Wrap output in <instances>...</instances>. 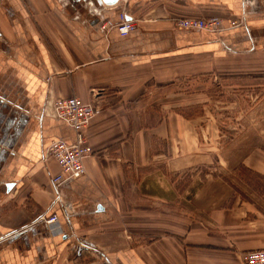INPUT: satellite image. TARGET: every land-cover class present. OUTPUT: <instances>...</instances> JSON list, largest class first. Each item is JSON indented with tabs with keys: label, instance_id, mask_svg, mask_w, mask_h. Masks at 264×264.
<instances>
[{
	"label": "crops",
	"instance_id": "obj_1",
	"mask_svg": "<svg viewBox=\"0 0 264 264\" xmlns=\"http://www.w3.org/2000/svg\"><path fill=\"white\" fill-rule=\"evenodd\" d=\"M110 1L0 0V264H75L67 256L93 252L104 260L91 264H244L242 251L264 248V194L235 192L221 177L179 176L225 163L221 125L181 107L207 99H147V84L161 81L164 61L222 51L221 38L230 49L247 46L250 25H263L264 1ZM243 5L256 13L246 26H174L209 15L230 21ZM122 11L134 29L103 32ZM70 96L102 112L85 131L94 149L86 173L64 187L71 214L55 206L48 215L59 221L47 224L60 166L46 149L54 138L76 139L55 111V100ZM130 223L144 235L136 246L123 234Z\"/></svg>",
	"mask_w": 264,
	"mask_h": 264
},
{
	"label": "rangeland",
	"instance_id": "obj_2",
	"mask_svg": "<svg viewBox=\"0 0 264 264\" xmlns=\"http://www.w3.org/2000/svg\"><path fill=\"white\" fill-rule=\"evenodd\" d=\"M123 13L126 12L122 11L116 21L111 19L109 21H113V23L120 21ZM254 14H256L255 9L243 5V9L238 16L232 17L230 21H221V30L213 33L228 31L242 25L246 26L247 23L251 22L247 20ZM262 15H264V9ZM212 17L224 20V17L220 15H209L200 18ZM134 22L136 25L135 20ZM250 26L252 30L249 41L253 39L254 44L247 43L249 42L248 38L240 34L243 37L242 41L248 44L247 46H235L234 49H230L221 38L219 39L222 44V51L220 52L188 55L162 62L161 81H153L147 84V93L150 91L147 99H163L166 97L165 94L169 92L177 94L179 99L193 94L195 96L199 95L200 98L207 99V102H198L192 107L181 106L183 110L186 109L184 113L187 115L209 114L217 116L216 120L221 125L223 131L221 141L223 149L221 150L224 152V154L223 152L221 154L225 163L215 161L214 165L204 169L186 170L184 173L181 172L179 176L183 178L191 176L221 177L231 183L235 181L233 183L235 192L263 195L264 21L263 25ZM109 28L117 29L115 25L107 28L101 25L103 32H106ZM235 41L237 43L242 42L237 39L232 41L233 44H236ZM162 112H165V110ZM182 187L179 185V189ZM64 199L72 202L71 197L65 190ZM130 220L133 222L138 221L137 218H131ZM139 220L142 221V219ZM117 225V229L122 231L121 219ZM123 230H127L123 234L125 240L130 241V246H136V241L144 239V235L139 233L132 223L129 226L125 225ZM149 236L152 235H146V241ZM128 245L125 244V246ZM246 251L241 252L242 257ZM73 256L71 254L67 258H70L75 264H91L104 260L96 252L84 256L80 260L75 259Z\"/></svg>",
	"mask_w": 264,
	"mask_h": 264
},
{
	"label": "built area",
	"instance_id": "obj_3",
	"mask_svg": "<svg viewBox=\"0 0 264 264\" xmlns=\"http://www.w3.org/2000/svg\"><path fill=\"white\" fill-rule=\"evenodd\" d=\"M221 18L188 17L175 21L178 30H208L217 32L221 30ZM116 26L121 36H127L135 27L134 20L128 18L127 13L122 14V19L116 23L105 21L104 28ZM55 111L58 118L69 123L76 133L74 142L54 138L46 149V157L54 159L60 166V172L51 177L54 198L51 207L42 219L47 224L59 221V215L50 210L57 206L61 214L68 218L73 208L72 203L64 199L65 184L81 177L86 173L85 159L94 154L93 147L88 143L86 129L91 120L102 112V108L93 102L83 100L78 96L58 97L55 100ZM244 264H264V248L252 249L243 253Z\"/></svg>",
	"mask_w": 264,
	"mask_h": 264
},
{
	"label": "water",
	"instance_id": "obj_4",
	"mask_svg": "<svg viewBox=\"0 0 264 264\" xmlns=\"http://www.w3.org/2000/svg\"><path fill=\"white\" fill-rule=\"evenodd\" d=\"M117 1H118V0H112V1H110V3H115V2H117ZM98 208L101 209L102 207L99 206Z\"/></svg>",
	"mask_w": 264,
	"mask_h": 264
}]
</instances>
